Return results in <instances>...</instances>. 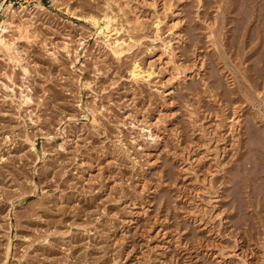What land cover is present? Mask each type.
Here are the masks:
<instances>
[{"label": "rangeland", "instance_id": "rangeland-1", "mask_svg": "<svg viewBox=\"0 0 264 264\" xmlns=\"http://www.w3.org/2000/svg\"><path fill=\"white\" fill-rule=\"evenodd\" d=\"M120 2L0 0V264H264V0Z\"/></svg>", "mask_w": 264, "mask_h": 264}, {"label": "bare ground", "instance_id": "bare-ground-1", "mask_svg": "<svg viewBox=\"0 0 264 264\" xmlns=\"http://www.w3.org/2000/svg\"><path fill=\"white\" fill-rule=\"evenodd\" d=\"M107 3V2H106ZM122 4V5H121ZM123 4H124V0H121V2L119 3V5H121L120 6V8L121 9H123ZM264 5V4H263ZM260 7V6H259ZM125 9V8H124ZM127 12V11H126ZM125 12V13H126ZM124 13V12H123ZM259 14V13H258ZM125 15H127V14H125ZM257 16H259V15H257ZM104 20H103V25H100V20L98 19V18H96L95 16H91V18H89L90 19V21L94 24V25H97V29L99 30V32L100 31H102V32H104L105 34H107V35H109L108 33H110L109 31H111V30H116L115 29V26H113L112 25V21L114 20L113 19V17H112V15H108V14H104V17H102ZM259 18H260V16H259ZM129 19H131V18H129ZM129 19H127V21H130ZM261 20H264V19H262V17L260 18ZM8 20V18L6 19V21ZM263 23V22H262ZM7 26V25H6ZM5 26V27H6ZM7 28V27H6ZM257 28V27H256ZM260 29H262V28H260ZM264 29V28H263ZM4 30V27H0V48H4L5 50H6V52L8 53V56L9 57H11V54H10V49L12 48V46L10 45V44H7L5 41H4V39H3V36H2V33H1V31H3ZM258 32H259V34H261V32H262V34L261 35H264V30H261V32H260V30H257ZM255 32V31H254ZM257 32V33H258ZM255 34V33H254ZM258 34V36H257V38L260 40V41H262L260 38H263V37H261L260 35ZM106 35V36H107ZM251 36H252V34H250ZM250 38V37H249ZM248 38V39H249ZM114 42H116L117 40H113ZM112 41V42H113ZM122 41V40H121ZM123 42V41H122ZM263 42V41H262ZM118 44V43H117ZM263 45V44H262ZM264 46V45H263ZM261 47V46H260ZM260 47H258L259 48V50H262V49H260ZM256 48V47H255ZM263 48V47H262ZM121 49V48H120ZM125 50V49H124ZM127 50V49H126ZM115 51V50H114ZM119 53H121L122 52V49H121V51H118ZM263 52H264V49H263ZM264 61V60H263ZM262 61V62H263ZM132 65V64H131ZM138 64L134 61V63H133V67H132V69H130V70H132V73L133 74H139L138 73ZM140 72V71H139ZM262 75V74H261ZM135 76H137V75H135ZM264 77V76H263ZM251 96V95H250ZM28 98H30V97H28ZM23 99H27V98H23ZM252 99V98H251ZM23 102H26L27 100H22ZM22 102V103H23ZM2 112V111H1ZM248 114V113H247ZM251 114V113H250ZM254 114V113H253ZM250 116V115H249ZM255 116H256V114H255ZM250 118H252V117H250ZM262 118V117H261ZM254 119V118H253ZM260 119V118H259ZM33 120V119H32ZM93 120H94V118H93ZM96 120V119H95ZM247 122L249 121V123H246V124H248V125H245V126H247L246 127V140H245V144H244V147H242V148H244V150H243V159H241V160H243V163L246 165L245 167H247V170H246V168H245V170H246V172L244 173L245 175H244V177H246V180H245V192H246V205L245 206H247L248 208H249V206H251V205H259L260 206V208H261V210L262 211H264V131L262 132V130H256L255 129V127H254V125L252 124V122H251V120H249V118H248V120H246ZM246 121H244V122H246ZM260 122V121H259ZM255 123V122H254ZM264 125V124H263ZM262 126V125H261ZM258 128H259V126H258ZM261 128V127H260ZM259 128V129H260ZM264 130V129H263ZM244 132V131H243ZM260 132V133H259ZM6 138H7V136H5ZM243 141V140H242ZM241 144V143H240ZM0 154H1V152H0ZM3 154L2 155H0V160H2L3 161V159H5V158H3ZM239 160H240V158H239ZM240 164H242V162L240 163ZM242 166V165H241ZM243 167V166H242ZM243 170H244V168H243ZM2 170H0V172H1ZM8 196V195H7ZM5 197H6V195H5ZM4 197V198H5ZM255 197V199H256V201L255 200H253V198ZM243 198V197H242ZM245 202V201H244ZM250 209V208H249ZM255 209H257L256 207H255ZM255 209H253V210H255ZM251 210V209H250ZM253 210H251V211H253ZM258 210V209H257ZM260 210V211H261ZM257 212V211H256ZM246 213H247V211H246ZM253 213V212H252ZM262 213V212H261ZM249 215V214H248ZM258 215V214H257ZM262 216V218H263V220H264V213H262L261 214ZM251 216V215H250ZM254 216V215H253ZM257 217V216H256ZM248 218V217H247ZM247 220V219H246ZM262 220V221H263ZM248 222V221H247ZM250 222V221H249ZM251 224V223H250ZM264 224V223H263ZM264 227V226H263ZM15 235V234H14ZM11 245V244H10ZM10 245L8 244L7 246H6V254H5V256L6 255H8L9 253H11L10 252ZM12 246V245H11ZM13 254V253H12ZM8 258V257H7ZM2 261V260H1ZM5 261H6V259H5ZM5 261H2V262H4L5 263ZM3 263V264H4Z\"/></svg>", "mask_w": 264, "mask_h": 264}]
</instances>
